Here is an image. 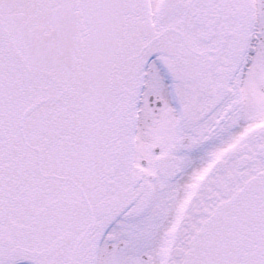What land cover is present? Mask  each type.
Masks as SVG:
<instances>
[{"label": "snow or ice", "instance_id": "1", "mask_svg": "<svg viewBox=\"0 0 264 264\" xmlns=\"http://www.w3.org/2000/svg\"><path fill=\"white\" fill-rule=\"evenodd\" d=\"M0 264H264V0H0Z\"/></svg>", "mask_w": 264, "mask_h": 264}]
</instances>
